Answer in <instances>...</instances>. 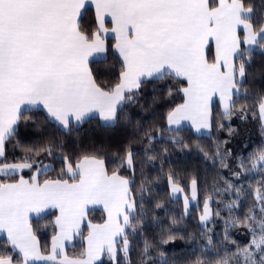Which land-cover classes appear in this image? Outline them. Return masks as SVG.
I'll return each instance as SVG.
<instances>
[{"label": "snow or ice", "instance_id": "6c2138e0", "mask_svg": "<svg viewBox=\"0 0 264 264\" xmlns=\"http://www.w3.org/2000/svg\"><path fill=\"white\" fill-rule=\"evenodd\" d=\"M85 2L0 0V157L5 155V141L14 135L23 117L22 105L42 104L49 117L68 132L73 119L80 123L93 113L115 124L119 122L117 106L126 99L124 93L139 89L143 77L164 79L174 74L186 78L188 87L180 89L186 100L168 113L167 122L179 128L181 121L191 120L197 131L209 129L211 98L219 94L224 115L230 118L236 107L234 90L240 93V85L250 74L246 65L250 68L253 64L256 48L264 53V0H93L99 30L88 32L79 22ZM105 15L115 24V48L123 57L120 82L108 90L97 84L88 66L93 53L105 51ZM211 41L216 52L214 62L209 63L206 49ZM242 44L247 47L242 48ZM258 99L264 119V96ZM53 151L39 149L48 155ZM132 158L133 153L126 152L129 167ZM64 162L71 178L78 182L58 179L41 184L36 177L31 183L21 177L16 183H0V232H6L10 246V250L0 252V264H97L105 253L112 261L122 253L130 264L126 229L136 232L141 222L138 209L143 207L142 200L138 203L133 195L132 182L116 172L109 175L104 160L96 157H82L75 170L67 158ZM240 167L264 173V148L253 152L247 162L241 159ZM24 168H32V164L0 163V173L6 176ZM190 186L195 199L196 180ZM171 191L175 194L183 189L173 183ZM258 199L262 201L259 215L250 208L242 221L251 236L249 243L237 245L236 252L214 264H264V196L258 194ZM96 203L105 206L108 220L101 225L89 224L86 258H70L63 251V241L79 234L87 206ZM188 206L189 199L184 197L185 210ZM49 207L59 209L56 224L60 233L53 238L51 254L42 255L29 213L38 214ZM228 207L231 210L239 205L233 202ZM210 214L206 201L201 222H206ZM240 223L239 217L231 224L226 222L225 240L230 239L227 229ZM173 239L171 234L167 237ZM208 243L212 245L211 238ZM150 247L145 241L146 260H153ZM58 255H62L59 261ZM158 264L173 262L160 252ZM193 264L205 262L197 258Z\"/></svg>", "mask_w": 264, "mask_h": 264}, {"label": "trees", "instance_id": "16d2710c", "mask_svg": "<svg viewBox=\"0 0 264 264\" xmlns=\"http://www.w3.org/2000/svg\"><path fill=\"white\" fill-rule=\"evenodd\" d=\"M80 25L85 32L98 30L91 8L86 9ZM113 43L114 40H108L106 58L89 63L97 84L105 90L120 82L123 70V62L113 51ZM213 57L210 48L208 58L213 60ZM253 58L251 67L246 65L250 72L247 81L233 97L236 107L231 117H225L218 102L213 105L209 134H196L188 127L170 129L167 115L185 102L180 89L188 85L186 80L174 75L144 80L139 89L127 93L117 113L119 122L114 125H104L99 118H89L80 124L72 123V130L68 132L54 123L45 111L26 110L14 135L5 142L1 163L28 162L32 168L21 175L0 176V183H14L21 177L32 178L45 165L50 168L38 174L40 183L58 179L72 182L64 158L72 162L73 168L84 156L102 159L108 174L116 172L132 182L133 195L138 203L142 200L143 207L138 209L141 222L136 232L126 229L130 264H153L154 261L158 264L160 252L165 253L173 264H193L197 258L205 264L209 261L214 264L226 254L236 252L237 245L243 247L249 243L251 236L242 221L250 214V208L259 215L262 201L258 194L264 196V173L259 169L249 171L240 167L241 159L247 162L253 152L264 148V119L258 110V98L264 96V53L256 48ZM128 96L132 99H127ZM44 147L55 151L51 155L39 152ZM128 151L133 153L131 167L125 161ZM193 179L196 180V203L190 202ZM173 183L183 191L174 194L171 191ZM142 186L143 191L140 190ZM184 197L189 199L187 210ZM206 201L211 214L203 225L200 216L204 214ZM233 202L239 207L230 210L228 205ZM235 217H239L241 223L227 229L230 239L225 240L226 222L231 224ZM56 219L57 212L50 211L31 220L44 255L50 253L57 234ZM105 221L106 214L102 209L88 212L89 223ZM87 234L86 224L74 245L67 248L68 256L78 257L85 253ZM170 234L175 239L167 240ZM209 238L212 245L208 243ZM145 241L151 245L149 253L153 260L144 257ZM117 247L119 249L120 245ZM8 250L7 239L0 238V252ZM117 261L126 264L122 253L118 254ZM117 261L104 259L99 264H117Z\"/></svg>", "mask_w": 264, "mask_h": 264}, {"label": "crops", "instance_id": "0c3cea01", "mask_svg": "<svg viewBox=\"0 0 264 264\" xmlns=\"http://www.w3.org/2000/svg\"><path fill=\"white\" fill-rule=\"evenodd\" d=\"M87 8H91L93 11H94V13H95V16H96V20H97V25H98V30H99V20H98V18H97V12H96V5H95V3L93 2V0H86V2H85V7L81 10V17H80V20H81V18H82V16H83V14L85 13V11H86V9ZM80 20H79V22H80ZM104 27L108 30L106 33H102V38L104 39V42H105V51L104 52H100V53H93L90 57H89V60H88V66H89V63L92 61V60H98V59H104V58H106L107 57V55H108V40L109 39H112V40H114V43H113V51L120 57V59L122 60V62H123V57L119 54V52H118V50L115 48V45H116V43H117V33H115V32H113L112 31V29L115 27V24H114V22L112 21V18H111V16H108V15H105L104 16ZM130 31V34H131V30H129ZM241 47H243V44L241 45ZM210 48H212V51H213V55H214V57H215V52H216V48H215V42L214 41H211L210 43H209V45H208V47H207V49H206V56H207V58H208V51L210 50ZM214 57H213V60H209V58H208V61H209V63H212V62H214ZM168 71H171L170 69L168 70ZM174 75V74H173ZM175 76V75H174ZM153 78H157V77H155V76H153V77H143L142 78V81H144V80H148V79H153ZM179 78H182V79H184V80H186V78H184V77H179ZM141 81V82H142ZM187 81V80H186ZM187 84H188V82H187ZM187 87H188V85H187ZM135 90H137V89H133L132 91H135ZM131 91V92H132ZM127 93H130V92H128V91H126L125 93H124V95L126 96V94ZM236 93H235V90H234V95H235ZM218 96H219V94L217 93L216 95H214L212 98H211V101H210V110H211V123H212V108H213V105L215 104V101H216V99L218 98ZM234 97V96H233ZM185 100H186V97H185ZM125 101V100H124ZM124 101H122L118 106H117V113H118V111H119V109L123 106V104H124ZM36 109H40V110H43V111H45L46 112V114L48 115V113H47V109L42 105V104H36V105H28V104H25V105H22L21 106V112L23 113L24 111H26V110H36ZM48 117H49V115H48ZM50 118V117H49ZM90 118H99L101 121H102V123L104 124V125H114V124H112V123H110V122H106V121H104L103 120V118L102 117H100L99 116V113H93L92 115H91V117ZM51 119V118H50ZM87 119H89V118H86L85 120H87ZM52 120V119H51ZM84 120V121H85ZM53 121V120H52ZM84 121H82V122H84ZM54 123H56L57 125H58V123L57 122H55V121H53ZM82 122H80V123H82ZM72 123H74V124H80V123H77L74 119L72 120ZM17 125H18V123H17ZM17 125L15 126V129L17 128ZM169 125V124H168ZM59 126V125H58ZM169 127L170 128H172L173 130H179V129H181V128H184V127H188V128H191L196 134H209L210 132H211V127L209 128V129H207V131H197V129H196V127H195V125H193V124H191L190 122H189V120L188 121H181V123H180V126H179V129H177V126L176 125H169ZM6 142V141H5ZM2 158L3 157H0V163H1V160H2ZM29 168H24V169H21V170H18V171H16L15 173H13L12 175H21V174H23L26 170H28ZM74 170H75V168H74ZM0 176H4V174H2V173H0ZM33 178V177H32ZM32 178H23V179H25V180H28L30 183H31V181H32ZM36 180L38 181V179L36 178ZM19 181V180H18ZM17 181V182H18ZM68 181V180H67ZM39 182V181H38ZM69 183H73V182H78V180L77 181H68ZM14 183H16V182H14ZM40 183V182H39ZM41 184H43V183H41ZM102 207L101 208H103L104 210H105V213H106V216H108V213H107V210L103 207V205H101ZM93 207V206H92ZM92 207H89V206H87V211H86V215H85V218H84V220H83V222L81 223V225H80V232H79V234H81V232H82V230H83V228H84V226L87 224L88 225V234H89V232H90V227H89V224H96V225H101V224H104V223H106L107 222V220H108V217H106V221L104 222V223H89L88 222V212L92 209ZM100 207V206H99ZM50 211H56L57 213H58V215H60V213H59V209L58 208H45V209H43L40 213H36V212H31V213H29V221L31 222V220L33 219V218H39V217H42V216H44V215H46L48 212H50ZM59 233H60V229H59V226H58V233H57V235L56 236H58L59 235ZM79 234L78 235H73L72 236V239L69 241V240H65V241H63V244H64V249H63V251H64V253L66 252L65 250L67 249V248H70V247H72L73 245H74V243H75V240H76V238H78V236H79ZM88 234H87V236H88ZM87 236H86V244H85V247H86V250H87ZM0 238H6L7 239V234H6V232H0ZM117 239V241H119L120 240V237L118 238H116ZM39 247H40V244H39ZM52 250V249H51ZM58 251H59V249H58ZM42 254V253H41ZM50 254H51V252H50ZM85 254H86V251H85ZM107 253H105L103 256H102V258H101V261H98L97 262V264H99V263H101L102 261H103V259L105 258V255H106ZM58 257H61L62 258V255H58L57 256V261H59L58 260ZM86 257V256H85ZM71 258V257H70ZM74 258V257H73ZM34 264H51V262H45V261H35L34 262Z\"/></svg>", "mask_w": 264, "mask_h": 264}, {"label": "rangeland", "instance_id": "374dc122", "mask_svg": "<svg viewBox=\"0 0 264 264\" xmlns=\"http://www.w3.org/2000/svg\"><path fill=\"white\" fill-rule=\"evenodd\" d=\"M245 47H247L246 45H243V47L242 48H245ZM216 102H218L219 104H220V107H221V109L223 110V112H224V108H223V102L220 100V97L218 96V98L216 99V101H215V103ZM183 121H188V120H183ZM189 122L191 123V124H193L192 123V121L191 120H189ZM194 125V124H193ZM195 127H196V125H195ZM170 129H172V128H170ZM177 129H179V128H177ZM200 131H207V129H200ZM48 168H50V165H45V166H43V168L41 169V170H39V172H37V173H35L34 174V177H36L37 178V176H38V174L40 173V172H43V171H46V170H48ZM18 171V170H17ZM71 175V174H70ZM191 200H190V202L191 203H196V198L195 199H193L192 197L190 198ZM101 205H103L102 203H96V204H89L88 206L89 207H92V209H96V208H98V209H102L104 212H105V210L103 209V208H101L102 206ZM100 206V207H99ZM103 207L105 208V206L103 205ZM106 209V208H105ZM107 210V209H106ZM107 213H108V211H107ZM106 214V213H105ZM59 215H58V213H57V217H58ZM106 217H108V216H106ZM31 223V222H30ZM203 225H205L206 224V222H204V223H202ZM57 233H58V225H57ZM57 235V234H56ZM80 235V234H79ZM56 237V236H55ZM37 238V237H36ZM119 238V237H118ZM37 240H38V238H37ZM39 241V240H38ZM53 243V242H52ZM51 249H52V245H51ZM40 250H41V247H40ZM67 250V249H66ZM65 250V251H66ZM51 252V251H50ZM41 253H42V251H41ZM66 253V252H65ZM50 254V253H49ZM49 254H47V255H49ZM67 254V253H66ZM42 255H44L43 253H42ZM70 257V256H69ZM71 258H73V257H71ZM74 258H86L85 257V253L84 254H82V256H78V257H74ZM60 259H62L61 257H58V260H60ZM104 259H106V260H109L110 261V259H109V257L107 256V254L105 255V258ZM103 259V260H104Z\"/></svg>", "mask_w": 264, "mask_h": 264}]
</instances>
